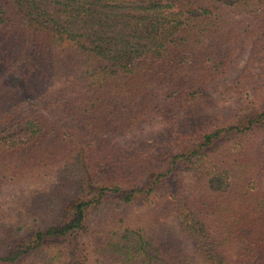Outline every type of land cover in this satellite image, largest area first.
Listing matches in <instances>:
<instances>
[{"label": "trees", "instance_id": "16d2710c", "mask_svg": "<svg viewBox=\"0 0 264 264\" xmlns=\"http://www.w3.org/2000/svg\"><path fill=\"white\" fill-rule=\"evenodd\" d=\"M0 195V264H264V0H0Z\"/></svg>", "mask_w": 264, "mask_h": 264}, {"label": "rangeland", "instance_id": "374dc122", "mask_svg": "<svg viewBox=\"0 0 264 264\" xmlns=\"http://www.w3.org/2000/svg\"><path fill=\"white\" fill-rule=\"evenodd\" d=\"M244 65H245V60L243 59V61L240 63L239 67L236 69V72L234 73L233 77H231L228 82H233L234 79H236L238 77V75L241 73V71L243 70L244 68ZM224 106L228 107L230 106V103H226V104H223ZM6 193V192H5ZM14 193H17L16 192H13ZM7 194V193H6ZM9 197L7 195H0V204H3L4 201H6V199H8Z\"/></svg>", "mask_w": 264, "mask_h": 264}]
</instances>
